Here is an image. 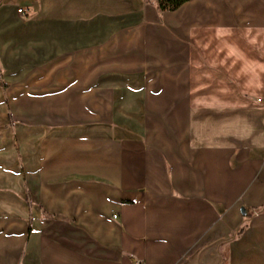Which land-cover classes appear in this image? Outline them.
Instances as JSON below:
<instances>
[{
	"label": "crops",
	"instance_id": "0c3cea01",
	"mask_svg": "<svg viewBox=\"0 0 264 264\" xmlns=\"http://www.w3.org/2000/svg\"><path fill=\"white\" fill-rule=\"evenodd\" d=\"M154 4L0 1V264H264V0Z\"/></svg>",
	"mask_w": 264,
	"mask_h": 264
},
{
	"label": "trees",
	"instance_id": "16d2710c",
	"mask_svg": "<svg viewBox=\"0 0 264 264\" xmlns=\"http://www.w3.org/2000/svg\"><path fill=\"white\" fill-rule=\"evenodd\" d=\"M1 1V0H0ZM149 2V0H146ZM189 0H155V9L158 13L173 12Z\"/></svg>",
	"mask_w": 264,
	"mask_h": 264
},
{
	"label": "rangeland",
	"instance_id": "374dc122",
	"mask_svg": "<svg viewBox=\"0 0 264 264\" xmlns=\"http://www.w3.org/2000/svg\"><path fill=\"white\" fill-rule=\"evenodd\" d=\"M39 74H42V70L41 71H39ZM36 91H37V95H44L45 94V87H38L37 89H36ZM44 119V118H43ZM22 129L26 132V133H28L29 132V127H27V126H25V125H23L22 126ZM29 181L27 180V182H26V185H27V187H30L29 186ZM1 195V194H0Z\"/></svg>",
	"mask_w": 264,
	"mask_h": 264
},
{
	"label": "built area",
	"instance_id": "2783aa9c",
	"mask_svg": "<svg viewBox=\"0 0 264 264\" xmlns=\"http://www.w3.org/2000/svg\"><path fill=\"white\" fill-rule=\"evenodd\" d=\"M17 13L19 14V15H24L25 14V10H23V9H18L17 10ZM136 264H141V263H136Z\"/></svg>",
	"mask_w": 264,
	"mask_h": 264
},
{
	"label": "water",
	"instance_id": "95a60500",
	"mask_svg": "<svg viewBox=\"0 0 264 264\" xmlns=\"http://www.w3.org/2000/svg\"><path fill=\"white\" fill-rule=\"evenodd\" d=\"M242 213H244V210L242 209Z\"/></svg>",
	"mask_w": 264,
	"mask_h": 264
}]
</instances>
